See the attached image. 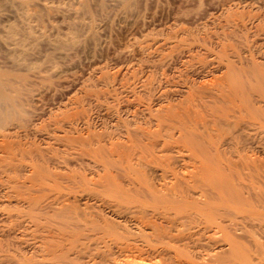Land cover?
<instances>
[{"label":"rangeland","instance_id":"rangeland-1","mask_svg":"<svg viewBox=\"0 0 264 264\" xmlns=\"http://www.w3.org/2000/svg\"><path fill=\"white\" fill-rule=\"evenodd\" d=\"M11 25H29L33 38L15 42ZM0 29V73L26 110L0 127V264H201L211 253L225 257L228 246L211 228L198 248L149 244L142 231L151 234L146 222L160 219L131 209L127 192L134 195L142 172L163 192L177 178L221 168L264 200V179L257 178H264V144L251 125H235L251 90L218 98L231 84H253L264 70V0H0ZM188 128L202 145L217 146L209 147L214 157L208 151L215 162L184 146ZM246 239L247 262L264 264V237L258 250Z\"/></svg>","mask_w":264,"mask_h":264},{"label":"bare ground","instance_id":"bare-ground-1","mask_svg":"<svg viewBox=\"0 0 264 264\" xmlns=\"http://www.w3.org/2000/svg\"><path fill=\"white\" fill-rule=\"evenodd\" d=\"M100 1V0H99ZM117 2V1H116ZM54 4V3H53ZM86 4V3H85ZM65 5V4H64ZM127 5V4H126ZM57 6V5H56ZM50 7V6H49ZM51 8V7H50ZM60 8V7H59ZM83 8V7H82ZM33 9V8H32ZM81 9V8H80ZM83 11V10H82ZM37 13V12H36ZM24 14V13H23ZM32 14V13H31ZM49 16V15H48ZM47 20V19H46ZM25 21V19H24ZM56 21V20H55ZM88 21V20H87ZM91 21V20H90ZM52 22V21H51ZM80 22V21H79ZM39 23V22H38ZM24 25V24H22ZM56 25V24H54ZM79 25V24H78ZM5 26V25H4ZM10 26V25H9ZM12 26V25H11ZM41 26V25H40ZM45 26V24H44ZM76 26V25H75ZM6 27V26H5ZM53 27V26H52ZM42 28V27H41ZM73 28V27H72ZM61 29V28H60ZM77 29V27H76ZM1 30V29H0ZM8 31V30H7ZM33 29H31V27H29V25H27L26 27H22L20 26V28H18L17 26H12L10 27L9 30V35L12 38H15V42H20V44H22L23 40H27L28 38H33ZM37 31V29H36ZM45 31V30H44ZM78 31V30H77ZM74 32V31H73ZM6 33V32H5ZM43 33V32H42ZM41 33V34H42ZM8 34V33H7ZM35 34V33H34ZM74 34V33H73ZM38 35V34H37ZM45 35V34H44ZM56 35V34H55ZM7 36V35H6ZM5 36V37H6ZM38 37V36H37ZM50 37V36H49ZM72 37V36H71ZM76 37V36H75ZM10 38V37H9ZM8 38V39H9ZM40 38V37H38ZM37 38V39H38ZM73 38V37H72ZM42 39V38H41ZM68 39V38H67ZM12 40V39H11ZM25 40V41H26ZM36 40V37H35ZM74 40V39H73ZM8 41V40H7ZM29 41V40H28ZM57 41V40H56ZM2 42V41H1ZM27 42V41H26ZM32 42V40H31ZM59 42V41H58ZM73 42V41H72ZM10 43V42H9ZM24 45L25 42L23 41ZM29 43V42H28ZM44 43V42H43ZM17 44V43H16ZM19 44V45H20ZM58 44V43H57ZM62 44V42L60 43V45ZM66 43H63V45ZM39 45V44H38ZM15 46V45H14ZM17 46V45H16ZM27 46V45H26ZM13 48V47H12ZM9 49V48H8ZM33 49V48H32ZM57 49V48H56ZM12 50V49H11ZM28 50V48H27ZM26 50V51H27ZM38 50V49H37ZM41 50V49H40ZM7 51V49H6ZM33 51V50H32ZM8 52V51H7ZM20 52V51H19ZM3 53V52H2ZM12 53V52H11ZM23 53V52H22ZM32 53V52H31ZM13 59V58H12ZM25 59V58H24ZM8 60V59H7ZM29 62V61H28ZM5 63V62H4ZM30 67V66H29ZM261 67V66H260ZM237 68V67H236ZM229 69V68H228ZM258 69V68H257ZM260 69V68H259ZM4 70V69H3ZM1 70V71H3ZM27 70V69H26ZM30 71V70H29ZM42 71V70H41ZM241 71V70H240ZM243 71V70H242ZM248 71V70H247ZM264 72V70H262ZM259 72L258 71V76L257 74H255L256 76V81L252 84V83H248L245 84V82H239V83H234L235 85L233 86L231 83L232 87H229L228 90H220L221 93H219L218 98L222 97V99L224 98V100L226 98L230 99L233 92H237L238 90L241 91L245 94V90L247 91L248 89L251 90V95L245 97H242L241 95V101L242 103L240 104L242 106L243 104V108L240 107L238 109H241L242 114L241 117L238 115V117H240L238 120H236L235 125H240V122H244L245 127L247 126V124H249L250 127L255 128L254 134L258 137L257 139H259L258 142L264 144V74L263 72ZM10 72V71H8ZM36 72V71H35ZM39 72V71H38ZM234 72V71H233ZM257 72V71H256ZM33 73V72H32ZM253 73H255L253 71ZM253 73H249L253 74ZM3 74V73H2ZM2 74L0 73V127H4V125L15 115V113H19L22 114L23 112H26V110L23 108L24 106L21 105V103L17 102V100H15V98L13 97L12 93H13V88H12V82L9 79H5L3 78ZM7 74V73H6ZM14 74V73H13ZM26 74V73H25ZM246 74V73H245ZM28 75V74H27ZM248 75V76H249ZM6 76V75H5ZM230 76V75H229ZM235 77V76H232ZM245 77V76H242ZM252 77V75H251ZM240 78V77H239ZM238 78V79H239ZM248 78V77H247ZM246 78V81L248 80ZM244 79V78H243ZM251 79V78H250ZM253 79V78H252ZM25 80V79H24ZM240 80V79H239ZM238 80V81H239ZM242 80V79H241ZM233 81V80H232ZM231 81V82H232ZM237 81V82H238ZM234 82V81H233ZM232 82V83H233ZM229 83V82H228ZM16 84V83H15ZM14 85V84H13ZM18 88V87H17ZM231 88V89H230ZM20 90V89H18ZM12 91V93H11ZM219 91V90H218ZM211 92V91H210ZM235 92V97L234 99H237V94L238 97H240L238 92ZM248 93V92H247ZM249 93V94H250ZM212 94V93H211ZM214 94V93H213ZM23 95V94H22ZM210 95V94H209ZM234 95L232 97H234ZM206 96V95H205ZM18 97V96H17ZM210 97V96H209ZM214 97V96H212ZM214 99V98H213ZM217 99V98H215ZM221 99V100H222ZM239 99V98H238ZM219 100V99H218ZM223 100V102H224ZM227 100V99H226ZM212 101V100H211ZM215 101V100H214ZM233 101V100H232ZM240 101V100H239ZM226 102V101H225ZM229 104H230V100H228ZM189 103V102H188ZM233 103V102H232ZM202 104V103H201ZM239 103H236V105L238 106ZM203 105V104H202ZM220 105V103H219ZM228 105V104H227ZM234 105V104H233ZM23 106V107H22ZM231 106V105H229ZM229 108V107H228ZM235 108V106H234ZM236 109V108H235ZM180 110V109H179ZM233 110V108H232ZM237 110V109H236ZM182 112V111H181ZM185 113V112H184ZM234 113V112H233ZM232 113V114H233ZM240 113V112H239ZM241 114V113H240ZM16 116V115H15ZM230 116V115H229ZM237 115L234 114V117H236ZM164 120V119H163ZM196 120V119H195ZM186 122V121H185ZM223 122V121H222ZM184 123V122H183ZM187 123V122H186ZM224 123V122H223ZM27 124V123H26ZM168 124V122H167ZM179 124V123H178ZM14 125V124H13ZM228 125V124H227ZM232 125V124H231ZM9 126V125H8ZM192 126V125H191ZM234 126V127H236ZM254 126V127H253ZM70 127V126H69ZM190 127V126H188ZM233 127V128H234ZM182 128V127H181ZM241 128H244L243 126H241ZM247 128H249L247 126ZM251 128V129H252ZM2 129V128H1ZM162 130V129H161ZM183 130V129H182ZM254 130V129H253ZM181 131V130H180ZM188 131V132H187ZM187 131L183 130V135L180 137L182 140H184L185 144L184 146L188 148V150L190 152H193L194 154L198 153V159L199 156L201 155L200 158H202V156L206 159L208 158V161L210 163H213V161L215 162V160H212L215 153L214 154L211 152L212 150L211 147L212 145H209L208 143L205 144V146L208 145V150L207 148L202 145L201 143V139L200 136L197 134V136L199 138H197L195 133L192 134V129L191 131H189V128L187 129ZM186 132V133H185ZM199 132V131H198ZM158 134V133H157ZM161 134V133H160ZM73 135V134H72ZM92 137V136H91ZM203 137V136H202ZM197 138V140H196ZM204 138V137H203ZM150 139V138H149ZM180 139V140H181ZM200 139V141H199ZM178 141V142H182V141ZM260 140H262L263 142H261ZM75 141V140H74ZM150 141V140H149ZM235 141V140H234ZM153 144L155 141H152ZM175 142V141H174ZM257 142V143H258ZM147 143V142H146ZM173 143V141H172ZM204 143V141H203ZM206 143V141H205ZM259 143V144H260ZM137 144V143H136ZM149 144H151L149 142ZM166 144V143H165ZM177 144V143H176ZM180 144V143H179ZM212 144V143H211ZM218 144V143H216ZM146 145V144H144ZM261 145V144H260ZM102 146V145H101ZM148 146V145H147ZM183 146V145H182ZM211 146V147H210ZM136 147V146H135ZM144 147V146H143ZM160 147V146H159ZM181 147V145L179 146ZM178 147V148H179ZM210 147V149H209ZM215 147V146H214ZM212 147V148H214ZM217 147V146H216ZM215 147V148H216ZM157 148V147H156ZM186 148V149H187ZM214 148V149H215ZM92 149V148H91ZM106 149V148H105ZM129 149V148H128ZM144 149V148H143ZM151 149V148H150ZM154 149V148H153ZM161 149V148H160ZM158 149V150H160ZM136 150V149H135ZM156 150V149H155ZM187 150V151H188ZM210 150V151H209ZM144 150H142L143 152ZM152 151V149L150 150V152ZM180 151V150H179ZM183 151V150H181ZM208 151L212 153L213 157H208ZM215 151V150H214ZM112 152V151H111ZM139 152V151H138ZM186 152V151H185ZM220 153V151H218ZM128 153V152H127ZM152 153V152H151ZM140 154V153H139ZM153 154V153H152ZM189 154V153H188ZM193 154V155H194ZM125 155V154H124ZM193 155H191L193 157ZM127 156V155H126ZM154 156V155H153ZM195 156V155H194ZM211 156V154H210ZM219 156V155H218ZM121 157V156H120ZM217 157V155H216ZM211 158V159H210ZM219 158V157H218ZM121 159V158H120ZM210 159V160H209ZM117 160V159H116ZM148 160V159H147ZM201 160V159H200ZM212 160V162H211ZM140 161V160H138ZM207 162V160H204ZM141 162V161H140ZM171 162V161H170ZM196 162V161H195ZM220 162V160H219ZM127 163V162H125ZM200 163H203L202 161H200ZM198 163V164H200ZM107 164V163H106ZM140 164V163H139ZM145 164V163H144ZM143 164V165H144ZM170 164V163H169ZM172 164V162H171ZM174 164V163H173ZM205 164H208L205 163ZM215 164V163H214ZM217 164V163H216ZM108 165V164H107ZM106 165V166H107ZM201 165V164H200ZM204 165V164H203ZM212 165V164H211ZM209 165V166H211ZM142 166V165H141ZM169 166V165H168ZM213 166V165H212ZM211 166V167H212ZM195 167V166H194ZM203 167V166H202ZM210 167V169H211ZM215 167V166H214ZM223 168V170L225 171V168L223 166H221ZM43 168V167H42ZM197 168V167H196ZM208 168V167H207ZM130 169V168H129ZM166 169V168H165ZM204 169V168H203ZM206 169V168H205ZM213 172L211 171L210 174H206L204 175L202 172V175H192L191 178H189L190 180H179L178 178L176 179L175 182H172L171 185L169 183L170 186H168L165 191H158L159 189L153 187L151 185V183H149L150 179H148L146 181L145 177L146 175L143 176V172L141 174L142 178L139 177V183H138V189L135 191L134 195L130 194L131 192H127V194L129 193V195H131L129 198H124L127 203L130 206L131 209H134L137 213H142L144 214H152L153 217L160 219V221L158 220L155 221L154 219L150 221V223L146 222V226H148V224H151V234L149 232V234H146L147 232L142 231V223L143 220L137 218L138 223L141 224L140 226V231H142V233H145V235H143L147 242L149 243H159L158 245L160 246L161 244L168 242L170 243V245L174 242H184L183 245H185L186 247H189L190 244H194L195 246H197L200 242H204V240L202 241L203 237L207 235L209 229H212V232L214 235L218 236V241H222L225 242V244L228 246L227 250H225L227 252V256L225 255V257L219 255L218 254H213V255H208L210 257V259L208 260L207 263H201V264H242L244 262H247L251 260L252 257H250L251 255V250H249L248 244L247 246H245V243L248 242H244V240H249L246 239L247 236H250L252 241L250 240L249 242H251L252 244H254L253 246L256 247V249L258 250V248H262L263 244L261 243V239H259V237H264V200L261 199L262 197V191L255 189H248L245 192H243V186L241 188H238L235 183L237 184V182L233 183L231 178H235V176L230 175L231 171L228 172L229 176L231 177H224V175L221 173L222 170L220 168V170L212 168ZM230 169V168H228ZM107 170V169H106ZM198 170V169H197ZM201 170V169H200ZM256 171L258 170L257 168L255 169ZM139 171V170H138ZM136 171V173L138 174L139 172ZM164 171V170H163ZM203 171H208V170H203ZM128 172V171H127ZM226 172V171H225ZM120 173V172H119ZM135 173V174H136ZM141 173V172H140ZM258 173L260 174V171L258 170ZM34 174V173H33ZM130 174V173H129ZM136 174V175H137ZM172 174V173H171ZM226 174V173H225ZM226 174V175H228ZM225 175V176H226ZM264 175V173H263ZM35 176V175H34ZM128 176V175H127ZM132 175H130L131 177ZM175 176V175H174ZM233 176V177H232ZM126 177V176H125ZM147 177V176H146ZM178 177V176H177ZM263 177V176H262ZM258 178V180L261 179V181H263L264 178ZM132 178V177H131ZM188 178V177H187ZM175 179V178H174ZM237 179V178H235ZM235 181V180H234ZM115 183V182H114ZM130 183V182H129ZM168 183V182H167ZM36 184V183H35ZM132 185V184H131ZM136 185V184H135ZM134 185V186H135ZM263 185V182H262ZM32 186V185H31ZM75 187V186H74ZM76 188V187H75ZM129 188V186H128ZM131 188V187H130ZM137 188V185H136ZM247 188V187H246ZM116 190V188L114 189ZM164 190V189H163ZM119 191V190H118ZM125 193V191H124ZM119 194V193H117ZM122 194V193H121ZM120 194V195H121ZM126 194V193H125ZM124 194V195H125ZM121 199V198H120ZM31 203V202H30ZM37 206V205H36ZM127 206V205H125ZM68 206H66L67 208ZM69 209V208H68ZM134 212V211H133ZM67 216V215H66ZM137 216V215H136ZM142 216V215H141ZM145 216V215H144ZM152 217V216H151ZM152 217V218H153ZM70 218V217H69ZM72 218V217H71ZM161 219H164V221H161ZM142 221V223H141ZM149 221V220H148ZM135 222V221H134ZM137 223V222H136ZM138 224V225H139ZM144 224V223H143ZM164 225H168V226H164ZM175 226V230L180 226V228L184 225H186L185 227L188 229H186L185 231V227L183 228V230H181L180 228L178 230H176L177 233H175L174 227ZM145 226V224L143 225V227ZM145 226V227H146ZM138 227V226H137ZM149 227V226H148ZM177 227V228H176ZM257 230H261L259 231L260 233H257ZM139 231V232H140ZM185 231V232H184ZM138 232V233H139ZM248 233H250L251 235H247ZM141 235V234H140ZM144 238V241H145ZM208 240H211V237H207ZM214 238V237H213ZM212 238V239H213ZM215 239V238H214ZM142 240V239H141ZM206 240V239H205ZM217 240V239H216ZM215 240V241H216ZM260 240V241H259ZM217 241V242H218ZM146 242V241H145ZM173 242V243H172ZM263 242V241H262ZM142 243V242H141ZM149 243V244H150ZM161 243V244H160ZM167 243V244H168ZM208 243V242H207ZM166 244V245H167ZM180 244V243H179ZM202 243H200L201 245ZM210 244V243H209ZM148 245V244H147ZM158 245L157 248L159 247ZM165 245V244H164ZM169 245V244H168ZM204 245V243L202 244ZM201 245V246H202ZM213 245V244H212ZM150 246V245H148ZM180 246V245H178ZM177 246V247H178ZM184 246V247H185ZM207 247L208 244H206ZM225 246V247H227ZM136 247V246H135ZM155 247V246H153ZM176 247V248H177ZM191 247V246H190ZM194 247V246H193ZM200 246H197V248ZM204 247V246H203ZM211 247V246H210ZM209 247V248H210ZM152 248V247H151ZM156 248V249H157ZM165 248V247H164ZM163 248V249H164ZM167 248V247H166ZM196 248V247H194ZM170 249V248H169ZM205 249V248H204ZM248 249V250H246ZM153 250V249H152ZM168 250V249H167ZM174 250V248H173ZM188 250V249H186ZM203 250V249H201ZM206 250V249H205ZM210 250V249H208ZM158 251V250H157ZM169 251V250H168ZM180 251V250H177ZM249 251V252H248ZM163 252V251H162ZM176 252V251H175ZM182 252V251H181ZM188 252V251H187ZM165 253V251H164ZM178 255L180 256L179 252H177ZM185 254V252H183ZM183 254V255H184ZM223 255V253H221ZM225 254V253H224ZM167 255V254H166ZM190 255V253H189ZM170 256V255H169ZM172 256V255H171ZM178 256V257H179ZM207 256V255H206ZM186 257V256H185ZM171 258V257H170ZM181 258V257H180ZM179 258V259H180ZM190 258V257H189ZM188 258V259H189ZM185 259V258H184ZM207 259V258H206ZM171 260V259H170ZM175 260V259H174ZM178 260V259H177ZM128 261V260H127ZM183 261V260H182ZM190 261V260H189ZM195 261V260H194ZM204 261V260H203ZM165 262V261H164ZM206 262V261H205ZM252 262V260H251ZM179 263V262H178ZM190 263V262H189ZM194 263V262H193ZM197 263V262H196ZM200 263V262H199ZM246 264V263H245ZM247 264H250L249 262H247Z\"/></svg>","mask_w":264,"mask_h":264}]
</instances>
